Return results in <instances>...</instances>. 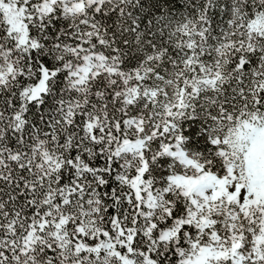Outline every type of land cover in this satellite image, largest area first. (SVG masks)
<instances>
[{
  "label": "snow or ice",
  "instance_id": "obj_1",
  "mask_svg": "<svg viewBox=\"0 0 264 264\" xmlns=\"http://www.w3.org/2000/svg\"><path fill=\"white\" fill-rule=\"evenodd\" d=\"M0 264H264V0H0Z\"/></svg>",
  "mask_w": 264,
  "mask_h": 264
}]
</instances>
